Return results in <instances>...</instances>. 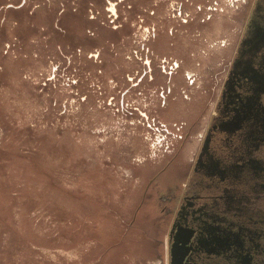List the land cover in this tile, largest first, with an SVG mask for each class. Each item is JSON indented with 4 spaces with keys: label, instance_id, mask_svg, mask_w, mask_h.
<instances>
[{
    "label": "rangeland",
    "instance_id": "374dc122",
    "mask_svg": "<svg viewBox=\"0 0 264 264\" xmlns=\"http://www.w3.org/2000/svg\"><path fill=\"white\" fill-rule=\"evenodd\" d=\"M255 0H0V264H169Z\"/></svg>",
    "mask_w": 264,
    "mask_h": 264
},
{
    "label": "flooded vegetation",
    "instance_id": "af4514ba",
    "mask_svg": "<svg viewBox=\"0 0 264 264\" xmlns=\"http://www.w3.org/2000/svg\"><path fill=\"white\" fill-rule=\"evenodd\" d=\"M174 193L169 264H264V0H255Z\"/></svg>",
    "mask_w": 264,
    "mask_h": 264
}]
</instances>
